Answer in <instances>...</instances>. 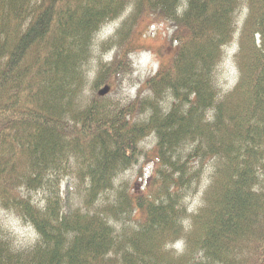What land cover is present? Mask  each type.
<instances>
[{"label":"trees","instance_id":"trees-1","mask_svg":"<svg viewBox=\"0 0 264 264\" xmlns=\"http://www.w3.org/2000/svg\"><path fill=\"white\" fill-rule=\"evenodd\" d=\"M241 4L0 0V209L37 234L18 249L0 230V264H264V0L239 30ZM154 19L173 28L171 53L123 97ZM237 32L239 80L221 94ZM142 155L154 168L136 191L121 178Z\"/></svg>","mask_w":264,"mask_h":264},{"label":"rangeland","instance_id":"rangeland-1","mask_svg":"<svg viewBox=\"0 0 264 264\" xmlns=\"http://www.w3.org/2000/svg\"><path fill=\"white\" fill-rule=\"evenodd\" d=\"M242 4L240 7L238 15V28L247 15V1L241 0ZM127 15V14H125ZM124 15V16H125ZM118 27V24L111 23V25L102 29L97 43H102L113 36V32ZM173 28L165 23V21H160L157 19L147 20L140 26L138 32V48L134 52L133 59V73L122 81V96L134 98L138 92L143 87L144 82L152 75H154L162 63V61L171 53L172 44L170 41L171 34L173 33ZM239 32L232 43L225 49V55L216 70L217 84L220 89L221 94H226L230 92L239 80V71L237 68V63L235 55L239 50ZM99 52V51H97ZM114 51L99 52L102 54L103 61L110 62L113 58ZM98 64V60L93 61L94 65ZM92 80V78H91ZM154 138H148L144 143L143 147L146 151H151L154 146ZM154 162L150 159H146L145 155L139 158V161L131 168L126 174L121 178L123 182L128 183L130 186L135 187L136 191H141L147 186L148 181L151 180L153 174ZM205 174L202 184L199 187L200 193L190 196L185 201L188 207V213L192 214L197 211V208L201 206L202 190L206 188L207 181ZM63 191L66 190V185L63 186ZM70 196L75 198L76 191L72 186L70 187ZM41 198H37L40 200ZM185 223V222H184ZM188 222L186 221V224ZM186 229H188L186 227ZM0 230L7 234H10L15 246L18 249H25L32 246L37 240V234L29 225L24 221L17 218L14 214L5 212L0 209ZM172 250L176 252L177 255H182L184 253V243L181 241L175 242L171 246Z\"/></svg>","mask_w":264,"mask_h":264}]
</instances>
